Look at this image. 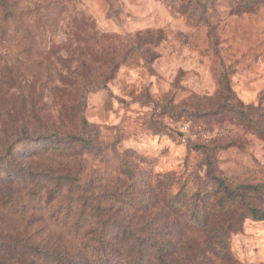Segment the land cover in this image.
Returning <instances> with one entry per match:
<instances>
[{
    "label": "rangeland",
    "instance_id": "1",
    "mask_svg": "<svg viewBox=\"0 0 264 264\" xmlns=\"http://www.w3.org/2000/svg\"><path fill=\"white\" fill-rule=\"evenodd\" d=\"M8 2L0 264H264V0Z\"/></svg>",
    "mask_w": 264,
    "mask_h": 264
},
{
    "label": "trees",
    "instance_id": "2",
    "mask_svg": "<svg viewBox=\"0 0 264 264\" xmlns=\"http://www.w3.org/2000/svg\"><path fill=\"white\" fill-rule=\"evenodd\" d=\"M0 7L4 11V14L6 17H11L12 12H11V5L9 4L8 0H0ZM248 187H246L247 189ZM251 214L253 218L257 221H264V211H260L257 209H252Z\"/></svg>",
    "mask_w": 264,
    "mask_h": 264
},
{
    "label": "built area",
    "instance_id": "3",
    "mask_svg": "<svg viewBox=\"0 0 264 264\" xmlns=\"http://www.w3.org/2000/svg\"><path fill=\"white\" fill-rule=\"evenodd\" d=\"M184 130H186V129H184Z\"/></svg>",
    "mask_w": 264,
    "mask_h": 264
}]
</instances>
